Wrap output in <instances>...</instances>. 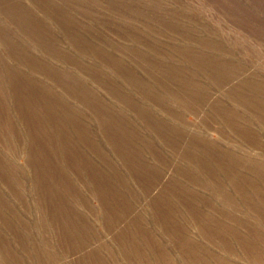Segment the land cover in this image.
Returning a JSON list of instances; mask_svg holds the SVG:
<instances>
[{
	"label": "rangeland",
	"instance_id": "1",
	"mask_svg": "<svg viewBox=\"0 0 264 264\" xmlns=\"http://www.w3.org/2000/svg\"><path fill=\"white\" fill-rule=\"evenodd\" d=\"M19 8L26 15L23 20L19 18ZM142 9H146L145 13L140 14ZM124 14L131 15L134 20H125ZM155 48L159 50L154 51ZM138 53H149L146 57L150 60H156L152 53H164L163 57L188 53L189 61L176 54L167 60L168 70L160 72L149 68ZM137 61L151 76L140 70ZM132 72L140 74L141 83L134 78L135 74L130 76L135 85L126 81V74ZM252 77L264 85V0H0V234L4 239L0 264H165L167 260L173 264H187L172 238L157 225L154 207L171 198L173 187L170 185L173 183L180 197L191 191L210 195L206 188L214 187L215 182L232 192L221 167L228 166L234 173L236 168L232 167L239 164H234L236 159L246 161L243 163H264V126L249 110L233 104L226 96L229 90L238 97L247 93L248 86L244 88L239 83ZM12 78L13 83L9 81ZM28 86L33 88L30 95ZM172 91L185 96L183 102H177ZM223 107L234 117L243 114L239 120L244 122L245 119L252 132L237 135L231 131L218 116L224 111ZM26 109L29 110L26 112ZM20 111L27 113L25 117ZM51 112L56 116H50ZM107 112L109 117H106ZM36 121L44 123L43 132L38 131ZM67 122H74V127ZM63 123L74 138V145L65 149L59 146L61 133L63 136L68 133ZM123 128L130 135L128 132L124 135ZM124 141L128 147L123 145ZM129 155H134L137 162L142 161L148 170L135 169ZM43 157L49 162L44 163ZM39 159L41 161H36ZM200 159L215 171L217 179L209 182L200 175L204 183H186L184 177L194 176L195 166L198 161L202 162ZM189 161H194L195 166ZM248 167L238 166L241 173L251 175L245 170ZM5 169L12 177L11 183ZM62 173L72 182L68 192L55 180ZM260 174L253 173L251 179L258 180ZM43 179L47 180L46 185ZM53 189L67 194L60 199L70 210L69 213L63 209V214L70 217L51 211L58 202L54 205L49 202L50 199L54 201ZM18 192L21 199L17 197ZM153 200H157L156 206ZM175 207L178 210L182 206ZM8 211L12 215L6 213ZM182 211L178 213V222L186 237L203 248L211 247L197 233L193 221L190 225L192 219L187 211ZM212 251L220 253L215 247ZM158 254L167 256L163 260ZM241 258L230 264H258Z\"/></svg>",
	"mask_w": 264,
	"mask_h": 264
},
{
	"label": "bare ground",
	"instance_id": "2",
	"mask_svg": "<svg viewBox=\"0 0 264 264\" xmlns=\"http://www.w3.org/2000/svg\"><path fill=\"white\" fill-rule=\"evenodd\" d=\"M98 2V1H97ZM100 2V1H99ZM143 2V1H142ZM95 4V2H93ZM132 8V7H131ZM20 9V14H21V17H19L20 19L23 20V18L26 17V15L23 13L22 9ZM18 9V10H19ZM110 10V8H107ZM183 9V8H182ZM145 10L146 9H142L140 11V14L142 13H145ZM84 11V10H83ZM126 11V10H125ZM92 12V15H93V11ZM51 13V12H50ZM49 13V14H50ZM114 13V12H113ZM127 13V12H126ZM18 14V16L20 15ZM53 14V13H52ZM128 15V14H127ZM130 15V14H129ZM154 15V14H153ZM95 16V15H94ZM94 16L92 18H94ZM119 16V14H118ZM131 16V15H130ZM130 16H127L124 14L122 17L125 18V20H134V18H131ZM138 15L136 14V17L135 18H138L137 17ZM157 16V15H156ZM13 17V16H12ZM121 17V16H120ZM134 17V16H133ZM31 18V16H30ZM90 19V18H89ZM157 20V19H156ZM14 21V20H13ZM156 23V22H155ZM57 24V23H56ZM127 24V23H126ZM138 24V23H137ZM123 25V24H122ZM122 28V27H121ZM137 28V27H135ZM133 29V28H132ZM149 29V28H147ZM122 30H125V29H122ZM121 30V32H122ZM144 30V29H143ZM134 31V30H133ZM129 32V31H128ZM132 33V31H131ZM135 33V32H134ZM126 34V33H124ZM130 34V32H129ZM137 34V33H136ZM141 34V32H140ZM146 34V33H145ZM118 35V34H117ZM128 35V34H126ZM149 35V34H148ZM129 36V35H128ZM145 36V35H144ZM143 36V37H144ZM123 37V36H122ZM131 39V37H129ZM73 39V38H72ZM2 40V39H1ZM4 40V39H3ZM75 42V41H74ZM77 44V43H76ZM138 44H140L138 42ZM46 45V44H45ZM74 45V44H73ZM141 46V45H140ZM24 48V47H23ZM22 48V49H23ZM149 48V47H148ZM171 48V47H170ZM147 49V48H146ZM83 50V49H81ZM159 50L158 48H155L154 51H157ZM173 50V49H172ZM23 51V50H22ZM162 51V50H161ZM168 51V50H167ZM178 51V49H177ZM25 52V51H24ZM70 52V51H69ZM81 52V51H80ZM214 53V52H213ZM56 54V53H55ZM149 53H145V54H142V53H138L139 55V58L145 63H147L151 68V69H157L159 70L160 72L163 71V70H168L167 69V60L170 58V59H173L171 57H176L177 55H180L179 57H182V58H186L188 61H189V54L188 53H171V57L170 55L169 56H166V57H163L164 53H152V55L154 57H156L155 59L156 60H150L146 57V55H148ZM177 54V55H176ZM187 54V55H186ZM227 54V53H225ZM112 55V53H111ZM221 55V54H220ZM228 55V54H227ZM50 56V55H49ZM55 56V55H54ZM125 56V55H124ZM188 56V57H186ZM207 56V55H206ZM222 56V55H221ZM233 56V55H232ZM108 57V56H107ZM226 57V56H225ZM61 58V57H60ZM133 58V57H132ZM195 58V57H194ZM228 58V56H227ZM232 58V57H231ZM236 58V57H235ZM235 58L233 60H235ZM169 59V60H170ZM202 59V58H200ZM199 59V60H200ZM210 59V57H209ZM230 59V56L229 58ZM140 60V61H141ZM226 60V59H225ZM231 60V59H230ZM244 60V59H243ZM57 61V60H55ZM180 61V60H179ZM202 60H200L201 62ZM206 61V60H205ZM217 61V60H216ZM75 62V61H74ZM81 62V61H80ZM142 62V63H143ZM203 62V61H202ZM215 62V61H214ZM234 62V61H233ZM238 62V61H237ZM63 63V62H62ZM67 63V62H66ZM71 63V62H70ZM136 63V62H135ZM178 63V62H177ZM182 63V62H181ZM225 63V61H224ZM244 63V62H243ZM118 65L117 66H120L119 63H117ZM137 66H139V68H141L140 70L143 71V73L147 76H151L150 75V71L149 72H146L145 68L143 69L142 66H140V63L139 61H137ZM180 64V63H179ZM203 64V63H202ZM220 64V66H223L224 64L222 63H218ZM234 64V63H233ZM232 64V65H233ZM80 65V64H79ZM194 65V64H193ZM209 65V64H208ZM207 65V66H208ZM237 65V64H236ZM239 65V64H238ZM241 65V64H240ZM247 65V64H246ZM81 66V65H80ZM197 66V65H196ZM204 66V65H203ZM219 66V65H217ZM230 66V65H229ZM235 66V65H234ZM226 67V66H225ZM237 67V66H236ZM148 68V67H147ZM146 68V69H147ZM195 68V67H194ZM228 68V67H227ZM232 68V67H231ZM238 68V67H237ZM242 68V66L240 67ZM76 69V68H75ZM182 69V68H181ZM206 69V68H205ZM221 69V68H220ZM234 69V68H233ZM250 69V68H249ZM130 70V69H129ZM149 70V69H147ZM239 70V69H238ZM245 70V69H244ZM261 70V69H260ZM79 71V70H78ZM133 71V70H132ZM200 71V70H198ZM35 72V71H34ZM60 72V71H59ZM81 72V71H80ZM153 72V71H152ZM186 72V71H185ZM194 72V71H192ZM233 72V71H232ZM240 72V71H239ZM243 72V71H242ZM241 72V73H242ZM256 72V71H255ZM13 73V72H12ZM43 73V72H42ZM183 73V72H182ZM190 73V72H189ZM205 73V72H204ZM208 72H206L207 74ZM210 73V72H209ZM223 73V72H222ZM226 73V72H225ZM237 73V72H236ZM135 72H132V73H129V74H126L127 76H125L126 78V81H131L134 85H135V82L133 81V78H130L131 75H134ZM188 74V73H187ZM194 75V73H192ZM234 74V73H232ZM231 74V75H232ZM238 74V73H237ZM183 75V74H182ZM191 75V74H190ZM230 75V76H231ZM245 75V74H244ZM247 75V74H246ZM255 75V74H254ZM253 75V76H254ZM104 76V75H103ZM121 76V75H120ZM136 77H134L137 82L140 81V74L139 76L137 74H135ZM146 76V77H147ZM195 76V75H194ZM197 76V75H196ZM195 76V77H196ZM205 76V75H204ZM214 76V75H213ZM234 76V75H232ZM240 76V75H239ZM180 77V76H179ZM185 77V75H184ZM188 77V76H187ZM199 78V76H197ZM207 77V76H206ZM215 77V76H214ZM245 77V76H244ZM249 77V76H248ZM148 78V77H147ZM153 78V77H152ZM183 78V77H182ZM209 78V77H207ZM247 78V77H246ZM244 78L245 80H242L240 81V86L244 87V88H248L249 89L247 91V93H244L242 95L239 94V97H238V94L237 96H233V90H229L230 93H226V96L229 98V100H231V102H233V104H236V105H239L247 110H249L250 113H252L254 115L255 120L257 119L261 125L264 126V85L254 81L253 77L250 78V79H246ZM122 79V78H121ZM213 79V78H212ZM235 79V77H234ZM108 80V78H107ZM142 80V79H141ZM174 80V79H173ZM198 80V79H197ZM195 79V81H197ZM217 80V79H216ZM241 80V78L239 79ZM264 80V79H263ZM55 81V80H53ZM103 81V80H102ZM143 82H145L144 80H142ZM149 81H152V79L149 77ZM154 82H157L156 79L153 80ZM183 81V80H182ZM181 81V82H182ZM210 81V80H209ZM219 81V80H218ZM235 81V80H234ZM233 81V82H234ZM5 82V81H4ZM98 82V81H97ZM189 82H192L191 80H189ZM188 82V83H189ZM194 82V80H193ZM199 82V81H198ZM204 82V81H203ZM238 82V81H237ZM260 82V81H259ZM141 83V81H140ZM220 83V81L218 82ZM156 84V83H155ZM159 84V82H158ZM190 84V83H189ZM202 84V83H201ZM214 85L216 84V82L213 83ZM224 84V83H223ZM226 84V83H225ZM188 85V84H187ZM217 85V84H216ZM219 85V84H218ZM43 86V85H42ZM65 86V85H64ZM70 86V85H69ZM195 86V85H194ZM211 86V85H210ZM232 86V85H231ZM235 86V85H234ZM29 87V88H28ZM28 91L27 93L30 95L29 92H33V88H31L32 86H28ZM83 87V86H82ZM100 87V86H99ZM176 87V86H175ZM191 87H193L191 85ZM197 87V86H196ZM209 87V86H208ZM233 87V86H232ZM46 88V87H45ZM201 88V87H200ZM218 88V86H217ZM221 88V87H220ZM226 88V87H225ZM175 89V88H174ZM189 89V87H188ZM197 89V88H196ZM229 89V88H228ZM227 89V90H228ZM83 90V89H82ZM87 90V89H86ZM194 90V88L192 89ZM200 90V89H198ZM202 90V89H201ZM223 90V89H222ZM221 90V92H222ZM226 90V89H224ZM38 91V90H37ZM43 91V90H42ZM138 91V90H137ZM190 91V90H189ZM189 91H187L189 93ZM249 91L251 92V94H249ZM35 92V91H34ZM87 92V91H86ZM187 92H184L187 94ZM196 92V91H195ZM208 92V91H207ZM173 93V91H172ZM191 93V92H190ZM189 93V95H190ZM194 93V92H193ZM238 93V92H236ZM93 94V93H92ZM225 94V93H223ZM157 95V94H156ZM192 95V94H191ZM209 95V94H208ZM39 96V94H38ZM93 96V95H92ZM193 96V95H192ZM198 96V95H197ZM195 96V98L197 97ZM29 97V96H28ZM40 97V96H39ZM69 97V96H68ZM115 97V96H114ZM160 97V96H159ZM173 97L176 99H178L179 103L183 102L181 101L182 99H184V97L182 96L181 93H173ZM207 96H205L206 98ZM209 97V96H208ZM211 97V96H210ZM209 97V98H210ZM95 98V97H94ZM132 98V97H131ZM158 98V97H157ZM227 98V99H228ZM30 99H31V96H30ZM33 99V98H32ZM98 99V98H97ZM186 99V98H185ZM199 99V98H198ZM202 99V98H201ZM213 99V97H212ZM73 100V98H72ZM86 100V99H85ZM99 100V99H98ZM34 101V100H33ZM47 101V100H46ZM97 101V100H96ZM136 101V100H135ZM181 101V102H180ZM189 101V100H187ZM37 102V101H36ZM90 102V101H89ZM193 102V101H192ZM207 102V101H206ZM211 102V100H210ZM215 102V101H214ZM218 102V101H217ZM21 103V102H20ZM167 103V102H166ZM165 103V104H166ZM191 103V101H190ZM38 104V103H37ZM98 104V103H97ZM121 104V103H120ZM173 104V103H172ZM17 105V103H16ZM23 105H27V104H23ZM58 105V104H57ZM83 105V104H82ZM127 105V104H126ZM181 105V104H180ZM183 105V103H182ZM226 105V103H225ZM14 106V105H13ZM28 106V105H27ZM185 106V105H184ZM201 106V105H200ZM199 106V107H200ZM2 107V106H1ZM26 107V106H25ZM24 107V109H25ZM61 107V106H60ZM203 107V106H202ZM227 107V106H225ZM232 107V106H231ZM34 108V107H33ZM32 108V109H33ZM112 108V107H111ZM110 108V109H111ZM127 108V107H126ZM224 108V107H223ZM229 108V107H228ZM30 109V108H29ZM29 109H26V112L27 110ZM44 109V108H43ZM47 109V108H46ZM232 109V108H231ZM236 109V108H235ZM16 110V109H14ZM34 110V109H33ZM45 110V109H44ZM66 110V109H65ZM64 110V111H65ZM69 110V109H68ZM130 110V109H129ZM128 110V111H129ZM156 110V109H155ZM24 111V110H23ZM176 111V110H175ZM187 111V110H186ZM189 111V110H188ZM196 111V110H195ZM239 111V110H238ZM19 112V111H18ZM25 112V113H26ZM68 112V111H67ZM222 113H220L218 116H220L222 119H223V122L225 121V123L227 124V127L229 126V128L231 129V131H233L235 134L238 135H244L245 133H251L249 131V126H247V123L246 120L244 119V122L240 121L239 120V117H241L243 114H240L239 117H234L233 114H231L232 112L231 111H227L225 108H224V111H221ZM21 115L23 117H25V113H22L20 111ZM30 113H31V110H30ZM40 113V112H39ZM74 113V112H73ZM127 113V112H126ZM134 113V112H133ZM176 113V112H175ZM174 113V114H175ZM212 113V112H211ZM214 113V112H213ZM230 113V114H229ZM234 113V111H233ZM238 113V112H237ZM27 114V113H26ZM65 114V113H64ZM168 114V113H167ZM8 115V114H7ZM18 115V114H17ZM20 115V114H19ZM29 115V114H28ZM55 115L54 112L50 113V116H53ZM72 115V114H71ZM109 115V114H108ZM199 115V113H198ZM204 115V114H203ZM236 115V114H235ZM20 116V117H22ZM96 116V115H95ZM98 116V115H97ZM96 116V117H97ZM105 116V115H104ZM181 116V114H180ZM179 116V117H180ZM245 116V114H244ZM71 117V116H70ZM170 117V116H169ZM247 117V116H246ZM99 118V117H98ZM26 119V118H25ZM30 119V118H29ZM57 119H60L59 117H57ZM63 119V118H62ZM104 119V118H103ZM163 119V118H162ZM250 119V118H248ZM254 119V118H253ZM75 120V119H74ZM98 120V119H97ZM102 120V119H101ZM100 120V121H101ZM127 120V119H126ZM179 120V119H177ZM128 121V120H127ZM248 121V120H247ZM26 122V120H25ZM38 123V131L42 130L44 126H42V123L41 124V121H36ZM40 122V123H39ZM99 122V121H98ZM105 122V121H103ZM200 123V122H199ZM252 123V121H251ZM250 123V124H251ZM31 124V123H30ZM29 124V125H30ZM35 124V123H34ZM47 124V123H46ZM45 124V126H46ZM73 124V127H74V122H67V125H71ZM100 124V123H99ZM142 124V123H141ZM176 124V123H175ZM174 124V125H175ZM187 124V123H186ZM240 124V125H239ZM65 129L67 130V127H66V124H62ZM101 125V124H100ZM27 126V125H25ZM50 126V125H49ZM120 126V125H119ZM132 126V125H131ZM139 126V125H138ZM158 126V125H157ZM253 126V125H252ZM251 126V127H252ZM259 126V125H258ZM51 127V126H50ZM69 127V126H68ZM114 127V126H113ZM189 127V126H188ZM60 127L57 128L59 134H60ZM176 128V127H175ZM185 128V127H184ZM183 128V129H184ZM261 128V127H260ZM27 129V128H26ZM36 129V128H34ZM52 129V128H51ZM74 129V128H73ZM72 129V130H73ZM126 129V128H125ZM194 129V128H193ZM30 130V129H29ZM44 130V129H43ZM42 130V132H43ZM119 130V129H118ZM135 130V129H134ZM138 130V129H137ZM143 130V129H142ZM228 130V129H227ZM52 131V130H51ZM74 131V130H73ZM140 131V130H139ZM164 131V130H163ZM27 132V131H25ZM30 132V131H29ZM57 132V131H56ZM68 132V130H67ZM72 132V131H71ZM122 132L124 133H127L129 134V131L126 132V130H124V128L122 129ZM218 132V131H217ZM38 133V132H37ZM154 133V132H153ZM9 134V133H8ZM54 134V133H53ZM104 134V133H103ZM148 134V133H147ZM258 134V133H257ZM29 135V134H28ZM43 135V134H42ZM78 135V134H77ZM106 135V133H105ZM123 135V134H122ZM130 135V134H129ZM15 137V135H13ZM30 136V135H29ZM148 136V135H147ZM157 136V135H156ZM176 136V135H175ZM207 136V135H206ZM209 136V135H208ZM227 136V135H226ZM86 137V136H85ZM84 137V138H85ZM109 137V136H108ZM218 137V136H217ZM106 138V137H104ZM129 138V137H128ZM178 138V137H177ZM239 138V137H238ZM30 139V137H29ZM73 139L71 137V134L68 132L66 136H63V134L61 133V135L59 136V146L61 145V149H62V146L63 148L65 149L66 147H68L70 144H73ZM170 139V138H169ZM185 139V138H184ZM32 140V139H31ZM80 140H83V139H80ZM124 140V139H123ZM132 140V139H131ZM142 140V139H141ZM39 141V140H38ZM58 141V140H57ZM144 141V140H142ZM218 141V140H217ZM1 142V141H0ZM111 142V141H108V143ZM126 142V141H124ZM141 142V141H140ZM145 142V141H144ZM143 142V143H144ZM76 143V142H75ZM132 143V142H131ZM147 143V142H146ZM196 143V142H195ZM222 143V141H221ZM14 144V143H13ZM40 144V143H39ZM38 144V145H39ZM88 144V143H87ZM208 144V143H207ZM42 145H44V143H42ZM41 145V146H42ZM74 145V144H73ZM123 145L126 147L127 144L123 143ZM132 145V144H131ZM149 145V144H148ZM56 146V145H55ZM128 147V146H127ZM154 147V145H153ZM165 147V146H164ZM121 148V147H120ZM123 148V147H122ZM147 148V147H146ZM158 148V147H157ZM233 148V147H232ZM53 149V148H52ZM68 149V148H67ZM70 149V148H69ZM94 149V148H93ZM125 149V148H124ZM148 149V148H147ZM115 150V149H114ZM158 150V149H157ZM189 150V149H188ZM44 150H42L41 152H43ZM146 151V150H145ZM151 151V149H150ZM160 151V150H159ZM17 152V151H16ZM114 152V151H113ZM140 152V151H139ZM186 152V150H185ZM221 152V151H220ZM129 153V152H128ZM134 153V152H133ZM184 153V152H183ZM187 153V152H186ZM157 154V153H156ZM125 155V154H124ZM128 155V154H127ZM186 155V154H184ZM184 155L182 157H184ZM153 156V155H152ZM172 156V155H171ZM187 156V155H186ZM185 156V157H186ZM205 156V155H204ZM86 157V156H85ZM127 157H130L127 156ZM126 158V157H125ZM131 158V157H130ZM138 158V157H137ZM157 158V157H156ZM236 159V157H234ZM233 158V160H235ZM260 158V157H259ZM83 159V158H82ZM123 159V157H122ZM129 159V158H128ZM169 159V158H168ZM183 159V158H182ZM185 159V158H184ZM183 159V160H184ZM35 160V159H34ZM138 160V159H137ZM155 160V159H154ZM179 160V158H178ZM186 160V159H185ZM189 160V159H188ZM192 160V159H191ZM201 160V159H200ZM36 161H41L40 159L39 160H36ZM128 161V160H127ZM202 162L198 161L199 164H197V166H195V164L193 165L192 163H195L194 161H189L190 164H192V166H195L196 168V171L194 172V176L193 177H184L186 179V183H193V184H202V179H200V175H204V177L206 178V180H208L209 182L212 181V182H215V171H213L210 167H208L209 165L206 166V164L203 163V160H201ZM209 161V159H208ZM236 162H234V164L236 165V163L238 162V166H249L247 169H245L246 171H249L251 172L252 174L256 173V172H259L261 173L259 175V179L260 181H258L257 179H251V175H247L248 173H244L243 172L241 173V168H238V166H234L232 168H236V170L233 169V171H235L234 173H231L230 171V168L228 166H225V167H221V169H223V172H224V176L228 179L227 181H229L230 183L228 184L231 189H232V192H227L226 191V188L225 186H223V184H216L215 182V186L212 187V186H207L206 189H208V192L210 193V195H206V196H202V195H197L196 192L194 191H191V193L189 194H186V195H182V197H180L179 195H176L175 191H174V188L176 186V183H173V185H170L171 187H173V191H171V198H166L165 201L162 202L163 205L161 204H158L157 207H154V210L156 209V223L157 225L161 226L162 228V231L163 233L169 237L172 238V240L175 242V245L177 247V249L179 250V252L181 253V256L182 258H184L187 262V264H230V262H233V261H236L237 258H240L242 259L241 257L246 258L248 260H250V262H254V263H258V264H264V163L260 162V163H243V162H246V161H239V159L235 160ZM3 162V160H2ZM43 162L46 163V162H49L47 161L46 158L43 157ZM43 162H40V163H43ZM54 162V161H53ZM148 162V161H147ZM167 162V161H166ZM179 162V161H178ZM214 162V161H213ZM264 162V161H263ZM33 163V162H32ZM138 163L139 165H141V168L138 170L139 172H143V171H146L148 170V168H145L143 166V163L142 161L138 160ZM162 163V162H161ZM164 163V162H163ZM197 163V162H196ZM48 164H51V163H48ZM249 164V165H248ZM164 165V164H163ZM216 165V164H215ZM43 166V165H42ZM56 166V165H55ZM191 166V165H190ZM50 167V166H49ZM131 167V166H130ZM138 167V166H137ZM135 167V169L137 168ZM144 167V168H143ZM6 168V166L4 167ZM51 168V167H50ZM185 168V167H184ZM231 168V169H232ZM44 169L43 167H41V170ZM53 169V168H52ZM61 169V168H60ZM91 169V168H90ZM130 169V168H129ZM187 169V168H186ZM1 170V168H0ZM6 170V169H5ZM9 170V169H8ZM128 170V169H127ZM150 170V169H149ZM193 169H191L192 171ZM262 170V171H261ZM232 171V172H233ZM261 171V172H260ZM2 172V171H0ZM6 174L8 175V181H10V183L12 182V177L10 176V173L7 172V170L5 171ZM72 172V171H71ZM113 172V171H112ZM131 172V171H130ZM151 172V171H150ZM183 172V170H182ZM186 172V171H185ZM190 172V171H188ZM186 172V173H188ZM47 173V172H46ZM51 173V172H50ZM152 173V172H151ZM180 173V172H179ZM5 174V173H4ZM133 174V172H132ZM76 175V174H74ZM147 175V174H146ZM150 175V174H149ZM1 176V175H0ZM13 176V180L17 182V179L14 178V175L12 174ZM77 176V175H76ZM131 176V175H130ZM140 176V174H139ZM179 176V174H178ZM185 176V174H184ZM192 176V175H190ZM5 177V176H3ZM42 177V176H41ZM61 177V176H60ZM65 177V176H64ZM123 177V176H122ZM134 177V176H133ZM136 177V176H135ZM182 176H180L181 178ZM33 178V177H32ZM179 178V177H178ZM257 178V177H256ZM99 179V178H98ZM134 179V178H133ZM148 179V178H147ZM188 179V180H187ZM204 179V178H203ZM133 181V180H132ZM220 181V180H219ZM80 182V181H79ZM95 182V181H94ZM139 182V181H138ZM146 182V181H145ZM180 182V181H179ZM210 183V184H213V183ZM14 183V182H13ZM15 183V184H16ZM22 183V182H21ZM72 183V182H71ZM204 183V182H203ZM221 183V182H220ZM6 184V183H5ZM20 184V183H19ZM68 184V183H67ZM83 184V183H82ZM18 184H16L17 186ZM36 185V184H35ZM138 185V183H137ZM149 186V184H147ZM146 185V186H147ZM227 185V186H228ZM117 186V185H116ZM179 186V185H178ZM189 187V185H187ZM93 187V186H92ZM186 187V186H185ZM98 188V187H97ZM122 188V187H121ZM177 188V187H176ZM191 187H189L190 189ZM203 188V187H202ZM205 188V187H204ZM146 189V188H145ZM200 189V188H199ZM229 189V188H228ZM16 190V189H15ZM165 190V189H164ZM172 190V189H171ZM176 190V189H175ZM195 190V189H194ZM143 191V190H142ZM198 191V190H197ZM14 192V191H13ZM128 192V191H127ZM152 192V191H151ZM166 192L167 189H166ZM47 193V192H46ZM55 193V192H54ZM154 193V192H152ZM151 193V194H152ZM169 193V192H168ZM199 193V192H198ZM3 194V192H2ZM16 194V193H15ZM113 194V193H112ZM162 194V193H161ZM159 194V196L161 195ZM164 194V193H163ZM66 195V194H65ZM168 195V194H167ZM21 196L19 194V192L17 193V197L19 199H21ZM158 196V197H159ZM169 196V195H168ZM1 197V195H0ZM15 197V196H14ZM13 197V198H14ZM53 197V196H52ZM149 197V196H148ZM6 198V197H5ZM133 198V197H132ZM49 199V198H48ZM142 199V197H141ZM148 199V198H147ZM159 199V198H158ZM86 200V199H85ZM152 200V199H151ZM1 201V200H0ZM5 201V199H4ZM18 201V200H17ZM76 201V200H75ZM88 201V200H87ZM134 201V200H133ZM139 201V200H138ZM141 201V200H140ZM148 201V200H147ZM8 202V201H6ZM84 202V201H83ZM153 204L154 206H156V202L157 200H153ZM1 203V202H0ZM106 203V202H105ZM148 203V202H146ZM151 203V202H150ZM3 204V203H2ZM4 205H6L4 203ZM103 205V204H102ZM149 206V205H148ZM175 206H182L181 209H178L176 210V207ZM5 207V206H4ZM11 207V206H9ZM81 207V206H80ZM14 208V207H13ZM23 208V207H22ZM149 208V207H148ZM2 211H3V208H1ZM79 210V209H78ZM85 210V209H84ZM140 210V209H139ZM150 210V209H149ZM182 210H185L187 211V215L189 216V218H191L192 220L189 222L190 225L192 224L191 222L193 221V224L195 225L194 227H196L197 229V233H200L201 237L204 239L205 243L208 244L209 246L211 247H208L206 246V248H203L201 247V245L199 243H197L196 241L190 239L189 237H186L187 234L185 233V230L182 226L179 225V222H178V213ZM7 211V210H6ZM12 211V210H11ZM11 211H8L6 213H10ZM19 211V210H18ZM63 211V209H62ZM137 211V210H136ZM142 211V210H141ZM152 211V209H151ZM68 212V211H67ZM66 212V213H67ZM140 212V211H139ZM183 212V211H182ZM70 213V212H69ZM72 213V212H71ZM95 213V212H94ZM129 213V212H128ZM152 213V212H150ZM181 213V212H180ZM11 214V213H10ZM63 214V213H62ZM68 214V213H67ZM127 214V213H126ZM138 214V213H137ZM136 214V215H137ZM149 214V213H148ZM153 214V213H152ZM5 215V214H4ZM7 215V214H6ZM5 215V217H6ZM12 215V214H11ZM10 215V216H11ZM97 215V214H96ZM151 215V214H150ZM186 215V216H187ZM2 217V214L0 215ZM8 216V215H7ZM19 216V215H18ZM63 216H69V215H64ZM80 216V215H79ZM141 216V215H140ZM186 216H182L183 218H186L188 220V218ZM12 217V216H11ZM10 217V218H11ZM14 217V216H13ZM20 217V216H19ZM70 217V216H69ZM69 217H68V220H69ZM92 217V216H91ZM99 217V216H97ZM152 217V216H151ZM9 217H7L8 219ZM16 218V217H15ZM82 218V217H81ZM86 218V217H85ZM95 218V216H94ZM100 218V217H99ZM105 218V216L103 217ZM112 218V217H111ZM122 218V217H121ZM141 218V217H140ZM146 218V217H145ZM153 218V217H152ZM181 218V216H180ZM7 219H4L3 218V221H7ZM39 219V218H37ZM76 219V218H75ZM90 219V218H89ZM108 219V218H107ZM143 219V218H142ZM1 220V219H0ZM122 220V219H120ZM186 220V221H187ZM2 221V220H1ZM15 219V223H17ZM84 221V220H83ZM82 221V223H83ZM91 221V220H90ZM189 221V220H188ZM37 222V221H36ZM41 222V221H40ZM76 222V221H75ZM93 222V221H92ZM151 222V221H150ZM4 223V222H3ZM2 223V224H3ZM10 224V222H8ZM81 223V222H80ZM145 223V222H144ZM188 223V222H187ZM7 224V222H6ZM38 224V223H37ZM93 224V223H92ZM146 224V223H145ZM3 226V225H2ZM13 226V225H12ZM38 226V225H37ZM68 226V225H67ZM77 226V225H76ZM82 226V225H81ZM93 226V225H92ZM125 226V225H124ZM149 226V225H148ZM14 227V226H13ZM71 228H75V226H70ZM84 227V226H83ZM94 227V226H93ZM112 227V226H111ZM118 227V226H117ZM6 228V227H5ZM4 228V229H5ZM110 228V227H109ZM121 228V227H120ZM14 229V228H13ZM83 229V228H82ZM87 229V228H86ZM108 229V228H107ZM158 229V228H157ZM160 229V228H159ZM133 230V229H131ZM143 230V228H142ZM141 230V231H142ZM145 230V229H144ZM189 230V229H188ZM4 231V230H3ZM16 231V230H15ZM18 231V229H17ZM16 231V232H17ZM136 231V230H135ZM139 231H140V228H139ZM161 231V230H160ZM195 231V230H194ZM14 232V230H13ZM40 232V231H39ZM124 232V231H123ZM132 232V231H131ZM5 233V232H4ZM150 233V232H149ZM12 234V233H11ZM23 234V233H22ZM41 234V233H40ZM139 234V233H138ZM189 234V232H188ZM34 235V234H33ZM59 235V234H58ZM66 235V234H65ZM144 235V234H143ZM158 235V234H157ZM7 236V235H6ZM15 236L17 237V235L15 234ZM23 236V235H22ZM30 236V235H29ZM35 236V235H34ZM135 236V235H134ZM156 236V235H155ZM193 236V235H192ZM124 237V236H123ZM144 237H147V236H144ZM149 237V236H148ZM22 238V237H21ZM20 238V239H21ZM29 238V237H28ZM34 238V237H33ZM60 238V237H59ZM135 238V237H134ZM155 238V237H154ZM2 239L3 237L1 236L0 234V249L2 248L1 247V243H2ZM7 239V238H6ZM36 238H34L35 240ZM143 239V238H142ZM200 239V238H199ZM202 239V240H203ZM4 240V239H3ZM8 240V239H7ZM12 240V238H11ZM152 240V243H153V239ZM170 240V239H169ZM93 241V240H92ZM132 241V240H131ZM4 242V241H3ZM6 242V241H5ZM130 242V241H129ZM173 242V243H174ZM180 242V243H179ZM184 242L186 244H184ZM7 243V242H6ZM22 242L20 241V244ZM151 243V244H152ZM8 244V243H7ZM135 244V243H134ZM204 244V243H203ZM9 245V244H8ZM8 245H7V248H8ZM33 245V244H32ZM49 245V244H47ZM46 245V246H47ZM170 245V243H169ZM205 245V244H204ZM4 246V245H3ZM12 246V245H11ZM23 246V245H22ZM29 246V245H28ZM40 246V245H39ZM71 246V245H70ZM157 246V245H155ZM185 246V247H183ZM13 247V246H12ZM16 247V246H15ZM21 247V246H20ZM212 247H215L216 248V251L218 249V252L220 253H217V252H214L212 251ZM4 248V247H3ZM17 248V247H16ZM26 248V246H25ZM31 248V246H30ZM122 248V247H121ZM139 248V247H138ZM210 248V249H209ZM10 248H8L9 250ZM24 249V248H23ZM32 249V248H31ZM36 249V248H35ZM148 249V248H147ZM162 249V248H161ZM164 249V248H163ZM3 250V249H2ZM13 250V249H12ZM28 250V248H27ZM50 250H53V249H50ZM85 250V249H84ZM144 250V249H143ZM158 250V249H157ZM17 251V250H16ZM34 251V250H33ZM36 251V250H35ZM169 251V250H168ZM224 254H222V252ZM5 253H7L5 250H4ZM3 252V253H4ZM24 252V251H23ZM28 252V251H27ZM30 252V251H29ZM54 252V251H53ZM152 252V251H151ZM155 252V251H154ZM11 253V252H10ZM153 253V252H152ZM9 254V252H8ZM7 254V255H8ZM32 254V253H31ZM29 254V255H31ZM143 254V253H141ZM149 254V253H148ZM156 254V252H155ZM178 254V252H177ZM0 255L1 252H0ZM12 255V253H11ZM18 255V254H17ZM28 255V254H27ZM159 257L163 258L164 260V257H166L167 255H164V257H162L160 254H158ZM242 255V256H241ZM51 256V255H50ZM145 256V255H144ZM147 256V255H146ZM149 256V255H148ZM179 256V257H181ZM241 256V257H240ZM9 257V256H8ZM11 257V256H10ZM13 257V256H12ZM11 257V258H12ZM29 257V256H28ZM33 257V256H31ZM40 257V256H38ZM52 257V256H51ZM150 257V256H149ZM173 257V256H172ZM1 258V257H0ZM23 258V257H22ZM54 258V256L52 257V259ZM153 258V256H152ZM3 259V258H2ZM9 259V258H8ZM19 259V257H18ZM34 259V257H33ZM36 259V258H35ZM44 259V258H43ZM145 259V258H144ZM168 259V258H167ZM239 259V260H240ZM13 260V259H11ZM16 260V259H14ZM13 260V262H14ZM24 260V259H22ZM32 260V259H31ZM47 260V259H46ZM147 260V258H146ZM151 260V259H150ZM175 259H173L174 261ZM41 261V260H40ZM65 261V260H64ZM184 261V260H183ZM213 261V262H211ZM243 261V260H242ZM241 261V262H242ZM245 261V260H244ZM1 262V261H0ZM4 262V260H3ZM6 262V261H5ZM19 262V261H18ZM39 262V261H38ZM43 262V261H42ZM147 262V261H146ZM146 262H143V263H146ZM152 262V260H151ZM154 262V261H153ZM157 262V261H156ZM175 262V261H174ZM248 262V261H247ZM248 262V263H250ZM10 263V262H9ZM25 264V262H23ZM33 263V262H32ZM36 263V262H35ZM142 263V262H141ZM163 263V261H162ZM165 264H173L172 261H166L164 262ZM182 263V262H181ZM4 264V263H2ZM15 264V262H14ZM17 264V263H16ZM21 264V263H20ZM157 264V263H156ZM233 264V263H232ZM236 264V262H235ZM238 264V263H237Z\"/></svg>",
	"mask_w": 264,
	"mask_h": 264
},
{
	"label": "crops",
	"instance_id": "3",
	"mask_svg": "<svg viewBox=\"0 0 264 264\" xmlns=\"http://www.w3.org/2000/svg\"><path fill=\"white\" fill-rule=\"evenodd\" d=\"M4 73V72H3ZM6 73H8V71L7 72H5L4 74H6ZM9 76H11L10 74H8ZM13 76V75H12ZM11 76V77H12ZM17 78H15V80H16ZM9 81H12V83L14 82V80H13V78H12V80H9ZM20 81H22L21 79H20ZM20 83V82H19ZM22 88H23V86H22ZM21 93V92H20ZM20 96V95H19ZM55 114V113H54ZM109 112H107V116L106 117H109ZM54 116H56V114L54 115ZM118 138V137H117ZM120 138V137H119ZM125 143V142H124ZM61 147V146H60ZM127 147V146H126ZM131 157V158H130ZM130 157H128L129 158V160H130V162L131 163H134L135 165H136V167H137V169H139V168H141V165H139V163L136 161V158L134 157V155H131ZM46 167H47V165H46ZM46 167H45V169H46ZM47 177V176H46ZM56 181H57V184L58 185H61L62 187H64V190L65 191H67L68 192V190H67V188H70V190H71V182L70 181H68L65 177H63V173H62V175H61V177H59L58 179H55ZM49 181V180H48ZM43 183H44V185H46L47 184V180H45V179H43ZM68 183V184H67ZM50 190V192L52 191V189H49ZM54 190V189H53ZM54 201L52 200V199H50L51 201H49L50 202V204L51 205H54V203H56L57 201V203L56 204H59V205H54V207H55V209L54 210H51V211H58V212H60V213H63V211H62V209H65L66 211H68V212H70V210L68 209L69 207H68V205H65L64 204V200H62V199H60L61 197H63V196H65V194H63V192L62 191H60V193H57L55 190H54ZM67 195V194H66ZM53 203V204H52Z\"/></svg>",
	"mask_w": 264,
	"mask_h": 264
}]
</instances>
